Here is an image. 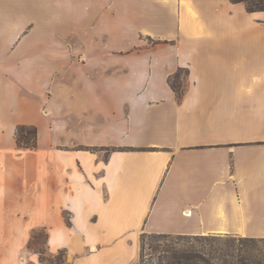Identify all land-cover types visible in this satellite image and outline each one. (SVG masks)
I'll return each mask as SVG.
<instances>
[{"label": "crops", "instance_id": "1", "mask_svg": "<svg viewBox=\"0 0 264 264\" xmlns=\"http://www.w3.org/2000/svg\"><path fill=\"white\" fill-rule=\"evenodd\" d=\"M42 228L67 264H138L144 232L264 238V10L0 0V264H55Z\"/></svg>", "mask_w": 264, "mask_h": 264}, {"label": "trees", "instance_id": "2", "mask_svg": "<svg viewBox=\"0 0 264 264\" xmlns=\"http://www.w3.org/2000/svg\"><path fill=\"white\" fill-rule=\"evenodd\" d=\"M233 2H243L246 5L248 11H260L264 10V0H232ZM188 73L187 69L179 68L173 75L170 76L169 82L177 97L181 98L185 89H183V82L181 79V72ZM16 140L17 145L20 148L34 149L38 146V128L35 125L20 124L16 128ZM44 231L46 234L45 244L47 242V231L45 228L35 229L32 232L29 240V248L39 252L41 260H47L45 258V252L41 249H37L34 245V240L37 239V231ZM187 236H194L198 242V247L190 249L187 246H176L171 238H187ZM233 236V234H207V235H184V234H171V233H147L144 232L141 238V253L138 260V264H230L232 259L238 260L237 264H246V257L241 255L240 249H235L233 243L230 240L218 245V239L223 237ZM148 240V241H147ZM236 239H232L235 242ZM251 242L257 244L260 241H264V238L249 237L239 235L240 244L243 242ZM149 245L151 251L146 254V246ZM232 248V249H231ZM234 249V251H233ZM237 250V251H236ZM62 252L59 251V253ZM159 253L156 256V253ZM58 254V253H57ZM52 256V259L48 261L59 264V257ZM257 264H264L263 259L258 258L254 260Z\"/></svg>", "mask_w": 264, "mask_h": 264}, {"label": "rangeland", "instance_id": "3", "mask_svg": "<svg viewBox=\"0 0 264 264\" xmlns=\"http://www.w3.org/2000/svg\"><path fill=\"white\" fill-rule=\"evenodd\" d=\"M185 77H186L185 72L184 71L181 72V79H182L183 87H184L183 89L186 88ZM53 91H54L53 95H55V97L57 99H60V100L63 99L64 94H65L64 88L55 87V88H53ZM78 92H79V88H71V94H73V95H74V93L78 94ZM107 153H108L107 151L103 152L104 155H106ZM36 235H37V239L34 240V245L36 246L37 249H41L45 252V258L47 260L52 259V256L49 253H47V247L45 244L46 234L44 233V231L40 230V231H37ZM199 235H207V234H199ZM257 238H259V237H257ZM232 239H236L235 242H232ZM227 240H230L231 243L235 244V245H233V247L235 249H237V248L240 249L241 255L246 257V260H245L246 264H257L254 262V260H256L258 258H261L264 261V241H260L255 245L252 244L251 242L248 243L246 241H243L240 244L239 235L233 234V236L223 237L222 239H218V242H217L218 245L217 246H221L222 243H224ZM171 241H173V243L178 247L187 246L190 249H194V248L198 247V242L194 238V236H187V238H176V237H174V238H171ZM146 248L147 249H146L145 253L148 254L151 251L148 244H147ZM233 251H234V249H233ZM158 255H159V253L157 252L156 256H158ZM57 256L59 257V260H58L59 264H67V262L69 261L68 257H67V252L62 251V252L58 253ZM229 260H231L230 264H237V262H238V260L236 258L232 259V257H230ZM27 264H33V263H27ZM239 264H241V262Z\"/></svg>", "mask_w": 264, "mask_h": 264}]
</instances>
